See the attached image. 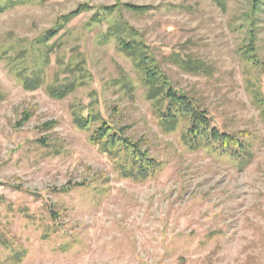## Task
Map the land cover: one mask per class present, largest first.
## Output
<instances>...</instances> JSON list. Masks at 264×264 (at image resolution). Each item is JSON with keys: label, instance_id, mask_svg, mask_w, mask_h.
Here are the masks:
<instances>
[{"label": "rangeland", "instance_id": "1", "mask_svg": "<svg viewBox=\"0 0 264 264\" xmlns=\"http://www.w3.org/2000/svg\"><path fill=\"white\" fill-rule=\"evenodd\" d=\"M0 7V264H264V0ZM121 41L145 46L250 162L196 149L184 120L163 126ZM64 86V98L49 95ZM78 117L94 122L83 129ZM102 122L155 171L129 177L126 155L93 141Z\"/></svg>", "mask_w": 264, "mask_h": 264}, {"label": "trees", "instance_id": "2", "mask_svg": "<svg viewBox=\"0 0 264 264\" xmlns=\"http://www.w3.org/2000/svg\"><path fill=\"white\" fill-rule=\"evenodd\" d=\"M126 7L136 11L143 9L131 5ZM114 8L102 7L99 9L103 12H110ZM258 8L254 5V9ZM1 9L3 8L0 7V11ZM90 9V6L82 5L75 12L66 16L64 20L68 22L72 17ZM48 34L52 37L56 34V31ZM120 44L125 52L138 57L137 65L144 74L143 81L148 89L147 97L149 100L155 101L156 113L163 126H166L170 131L184 120L187 123L185 141L194 145L196 149L202 148L226 156L230 160L239 162L241 167L250 162L249 159L251 158L246 143L234 134L221 132L213 125V120L208 113L198 107L194 98H188L183 92L173 89L155 60L143 54L147 50L145 46L141 49L139 45L125 41H121ZM31 82L32 80H24L25 89L34 90L36 88V84H31ZM70 92V86H64L61 89L53 88L50 90L49 95L54 99H62ZM77 119L82 122L80 126L83 129L88 128L94 122V119L92 120L90 117L85 119L78 117ZM92 138L93 141L101 144L105 151L118 150L126 155L123 169L129 177L145 178L152 174L157 167V161L150 158L147 152L142 151L138 143H133L124 138L105 122H102L93 132Z\"/></svg>", "mask_w": 264, "mask_h": 264}]
</instances>
